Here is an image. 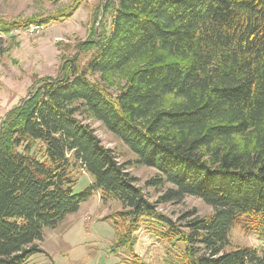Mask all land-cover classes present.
I'll return each instance as SVG.
<instances>
[{
	"label": "trees",
	"instance_id": "obj_1",
	"mask_svg": "<svg viewBox=\"0 0 264 264\" xmlns=\"http://www.w3.org/2000/svg\"><path fill=\"white\" fill-rule=\"evenodd\" d=\"M106 17L109 28L80 49H96L85 67L67 61L61 78L33 84L2 123L0 264H28L43 231L93 190L135 227L153 219L165 229L158 235L179 238V264H264V246L224 251L239 223L264 230V0H105ZM121 74L127 82L114 98L89 79ZM80 109L156 171L146 186H170L159 203L194 197L213 214L180 232L77 118ZM75 164L93 180L80 194Z\"/></svg>",
	"mask_w": 264,
	"mask_h": 264
},
{
	"label": "rangeland",
	"instance_id": "obj_2",
	"mask_svg": "<svg viewBox=\"0 0 264 264\" xmlns=\"http://www.w3.org/2000/svg\"><path fill=\"white\" fill-rule=\"evenodd\" d=\"M104 5L105 0H0V128L7 114L29 98L33 84L61 78L67 61L76 60L79 69L85 67L96 49L81 53L83 43L94 32L97 36L110 26L109 17L101 22ZM96 40L97 37L93 42ZM89 79L114 98L126 85L127 74L89 75ZM77 118L94 131L102 146L111 150L137 179V187L157 213L171 220L180 232L186 231L188 220L213 214L211 207L194 197L159 203L170 186H146L156 171L137 165L128 148L83 109ZM39 151L37 144L34 152ZM70 173L77 194L93 183L92 177L76 164ZM122 213L125 210L119 203L103 202L101 193L93 190L77 213L67 216L55 229L43 231L42 241L36 243L41 253L31 257L28 264H179L184 250L179 238L158 235L165 229L153 219L152 223H136L135 227L129 218L120 217ZM189 214L194 216L185 219ZM126 238V243L120 246L119 242ZM263 246L264 230L247 232L239 223L231 230L224 251Z\"/></svg>",
	"mask_w": 264,
	"mask_h": 264
}]
</instances>
